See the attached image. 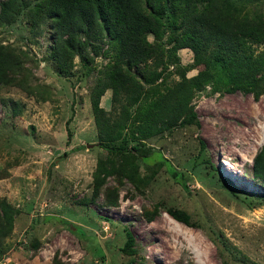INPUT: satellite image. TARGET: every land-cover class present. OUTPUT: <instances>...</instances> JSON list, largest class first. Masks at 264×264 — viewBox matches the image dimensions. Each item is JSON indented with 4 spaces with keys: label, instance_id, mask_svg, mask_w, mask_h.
<instances>
[{
    "label": "rangeland",
    "instance_id": "1",
    "mask_svg": "<svg viewBox=\"0 0 264 264\" xmlns=\"http://www.w3.org/2000/svg\"><path fill=\"white\" fill-rule=\"evenodd\" d=\"M29 1L14 22L0 21V45L22 63L0 85V202L16 209L0 264H264V179L252 171L264 90L228 91L218 75L193 85L204 64L173 47L181 28L172 23L146 34L153 54L138 64L119 58L107 34L87 56L61 60L53 19L32 17L43 0ZM182 109L197 123L178 125ZM133 144L160 152L187 187L156 154L144 164ZM126 231L134 243L124 250Z\"/></svg>",
    "mask_w": 264,
    "mask_h": 264
},
{
    "label": "trees",
    "instance_id": "2",
    "mask_svg": "<svg viewBox=\"0 0 264 264\" xmlns=\"http://www.w3.org/2000/svg\"><path fill=\"white\" fill-rule=\"evenodd\" d=\"M140 1L43 0L32 17L37 23L53 19L52 26L61 60H64V54L67 56L75 50L87 56V45L91 40L107 34L116 40L119 58L131 64L143 62L153 54L146 39L147 33L157 38L165 30L164 25L178 24L181 33L173 47L190 48L194 62L204 64V70L189 79L193 85L201 87L218 75L219 78L227 77L228 91L239 90L256 95L263 92L264 8L258 10V7L264 0H144L150 9L149 13L141 8ZM29 4V0H0V21L14 22ZM254 44L262 45L263 49L255 52ZM21 69L20 57L12 49L0 45V85L13 82V74ZM182 106L185 108L186 103ZM182 110L178 125L197 123V116L192 109ZM67 131L69 136L70 132ZM101 146L106 150L111 148L105 143ZM131 149L146 165H149L150 156L156 154L173 180L183 188L187 187L183 172L178 171L160 152L153 153L149 146L138 144H133ZM252 171L256 177L264 179V143L253 159ZM4 177L0 175V179ZM94 181H99L97 171L94 172ZM0 212V218L5 219L0 224L1 246L3 238L13 230L16 209L1 201ZM167 212L176 221L191 225L185 211L169 209ZM126 237L124 250L134 243L131 232L126 231ZM129 250L133 251L131 248Z\"/></svg>",
    "mask_w": 264,
    "mask_h": 264
},
{
    "label": "water",
    "instance_id": "3",
    "mask_svg": "<svg viewBox=\"0 0 264 264\" xmlns=\"http://www.w3.org/2000/svg\"><path fill=\"white\" fill-rule=\"evenodd\" d=\"M89 146H91V145H89ZM44 190H45V189H43V190H42V192H41V194H40V196H39V199H38V201H40V200H41V197H42V196H43V194H44Z\"/></svg>",
    "mask_w": 264,
    "mask_h": 264
}]
</instances>
